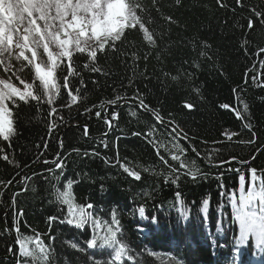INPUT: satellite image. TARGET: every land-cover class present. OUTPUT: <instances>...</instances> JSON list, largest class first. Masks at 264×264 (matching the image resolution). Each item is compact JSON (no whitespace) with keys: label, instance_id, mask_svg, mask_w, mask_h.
I'll list each match as a JSON object with an SVG mask.
<instances>
[{"label":"trees","instance_id":"1","mask_svg":"<svg viewBox=\"0 0 264 264\" xmlns=\"http://www.w3.org/2000/svg\"><path fill=\"white\" fill-rule=\"evenodd\" d=\"M139 2L153 17L150 27L164 33L157 47L150 48L139 31L126 30L123 42H118L119 51L98 53V64L107 74L85 70V57L74 56L80 74L70 77L69 84L74 91L79 89L84 99L66 107L70 98L61 87L55 106L63 120L49 117L48 104L38 110L35 102L30 105L21 102L13 110L16 135L10 141L0 139V148L5 149L9 160L15 161L13 164L0 159V181H12L10 186L0 185V230L5 228L2 217L9 209L12 187L28 175L25 185L15 187L14 193L19 195L15 196L16 204L8 221L12 227L15 213L22 210L23 216L18 217L21 233L28 237L40 234L43 243L54 250L51 264H93L88 259L90 254L99 264L110 258V250L87 249L86 241L94 234L91 223L76 228L60 222L69 210L57 201L54 193L66 191L69 181L73 182L74 202L83 206L91 203L93 208L87 211L101 221H111L112 212L116 211L123 238L135 251L140 264H175L171 258L180 264H219L217 258L222 245L226 246L227 254L234 256L235 264L246 261L260 264L264 262V251L255 246L252 238L246 245H237L239 222L228 195H235L239 208L240 176H245L247 191L251 186L248 170L256 168L258 175L264 172V86H258L264 83L261 66L264 52L257 55L264 48V25L257 20L253 29L247 28L249 9L264 10V0H244V7H237L236 0H224L226 7H220L217 0H180L179 5L176 0H157L159 12L152 0ZM165 16H171L176 23L169 24L163 19ZM146 52L149 55L144 60ZM132 53L140 57L135 68ZM23 75L32 78L29 69ZM63 75L66 68L61 65L58 70L61 85ZM173 76L178 79L173 80ZM253 76L257 82H253ZM14 82L20 86L18 81ZM138 93L145 104L159 113L163 124L156 121L152 112L140 109L138 101L130 99ZM117 95L128 99L101 107L102 101L115 99ZM125 103L108 111L110 116L119 114L109 137L85 136L83 124L89 126L91 136L105 134L108 124L103 108ZM185 103L194 108L186 109ZM223 104L231 108L220 107ZM244 104H247L246 112ZM234 110L240 111L241 118H237ZM96 112L101 113L100 117ZM169 121L175 123L169 125ZM53 122L55 126L50 131ZM168 127H178L179 135L184 138L187 134L186 141H179ZM226 130L238 135L227 140ZM137 132L141 135H133ZM148 132L153 135L146 139L143 134ZM253 138L254 143H247ZM153 139L160 143H150ZM176 143L185 150L184 158L195 161L200 170L196 180L181 175L179 186L165 182L169 169L160 159L163 156L169 165L179 168V162L172 161L167 150L176 152L173 148ZM257 150L260 152L254 156ZM58 156L63 160V168H57L56 163L37 169ZM233 157L252 161L247 166L228 163ZM223 161L227 164L218 166ZM120 164L141 172V180L129 176ZM145 167L157 174L143 171ZM162 171L165 175L158 174ZM221 183L224 187H220ZM204 199L209 200L207 218L201 211ZM256 203L259 206V201ZM140 206L145 208L149 220L155 217L158 222V229L151 230L155 232L151 238L137 231L138 227L151 228L150 222L136 218ZM181 211L186 213V219ZM49 216L60 219L49 224ZM170 240L175 247H168L166 243ZM10 241L8 233L0 236V257L8 255ZM68 241L78 243L86 251L81 253L71 248ZM193 242L203 246L192 245ZM0 264H15V258L0 259Z\"/></svg>","mask_w":264,"mask_h":264},{"label":"snow or ice","instance_id":"2","mask_svg":"<svg viewBox=\"0 0 264 264\" xmlns=\"http://www.w3.org/2000/svg\"><path fill=\"white\" fill-rule=\"evenodd\" d=\"M176 3L179 5L180 0H176ZM217 3L220 7H226L224 0H217ZM152 5L157 12L160 11L157 7V0H152ZM236 6L244 7V0H236ZM249 11L251 13L247 24L249 30L255 27L257 20L261 25H264V10L258 11L253 7ZM253 17L256 19L254 20ZM163 19L169 24L176 23L171 16H165ZM153 23L154 20L150 11L139 0H0V73H2L0 74V139L10 141L16 135L13 110L18 108L21 102L25 105L35 102L38 110L43 104H48L49 117H59L60 120H63L59 108L55 106L61 87L67 90V95L70 98V101L65 105L66 107H71L72 104L84 99L80 96L79 89L74 91L69 84L70 77L80 74L74 56L80 54V56L85 57L87 61L83 65L85 70L107 74L98 64V53L119 51L118 42H123L126 30L129 29L142 33L143 39L150 48L157 47L158 40L163 39L164 33H158L154 28H151L150 25ZM262 52H264V48H260L257 55ZM131 55L133 68H135L136 61L140 57L137 53ZM148 55L149 53L146 52L143 59L147 60ZM193 63L195 64V61ZM61 65L66 68L62 85L58 76ZM195 66L199 67L198 64ZM261 66L264 67V62ZM25 69L31 71V79L23 75ZM172 79L177 80L178 77L173 76ZM252 80L257 82L255 76L252 77ZM14 81H18L20 86ZM258 86H264V83L258 84ZM124 99L128 98L117 95L115 99L102 101L101 107L105 103L117 104ZM130 99L138 101L139 107L144 111L152 112L158 123H164L159 113L145 104L139 93ZM184 107L191 111L194 105L185 103ZM220 107L231 108L228 104H223ZM234 111H236L237 118H241L240 111ZM244 111H247V104H244ZM96 115L100 117L101 113L96 112ZM132 115L135 116L136 113L133 112ZM118 119L119 114L112 113L110 118L105 117V123L111 128L113 121ZM168 123L171 125L175 122L169 121ZM54 126L55 122L50 125V131ZM245 127L250 129L249 124H245ZM171 133L179 135L178 127H171ZM84 134H88L87 126L84 127ZM106 135L107 133H105ZM133 135H141V133L137 132ZM143 135L147 139L153 133L148 132ZM224 135L228 140H232L238 134L226 131ZM253 137H255V133H253ZM184 138L187 139V134H184ZM149 142L154 145L160 143L155 139ZM254 142V138L247 141V143ZM104 143L107 147V143ZM173 148L176 149V152H173L172 149L167 150L170 152L171 160L179 162V168L169 165L168 160L161 156V161L168 166L169 170L166 175L163 171L158 174L165 175V182L170 181L177 186H179L181 175H188L196 180L200 176V170L195 161H188L184 158L185 150L178 143L174 144ZM157 155L159 156V147H157ZM207 158L211 159L210 156ZM0 159L15 164L14 160H9V155L4 148H0ZM232 159L235 160L236 158L233 157ZM57 160L56 167L63 168V160L59 156ZM45 162L47 163V161ZM116 163H120L119 159ZM222 163H227V161ZM241 163L246 162L242 161ZM120 166L129 176L137 181L141 180V172L133 170L128 164H120ZM181 169L184 171L181 172ZM143 171L157 174L154 169L147 167L143 168ZM248 171L251 186L247 191L244 187L245 176H240L239 208L236 206L234 194L221 193V195H228V199L236 212L235 218L239 222L237 245H246L248 240L252 238L255 246L264 251V172L258 175L256 168H250ZM72 183V181L68 182L66 191L57 190L54 193L57 201L67 205L69 210L68 216L60 222H66L76 228H83L85 224L91 223L94 234L91 239L86 241L87 249L110 250L108 252L110 258L104 264H140L135 251L123 238L122 227L116 211L113 210L111 221H101L100 218L87 211V209L93 208L91 203L83 206L74 202L71 193ZM11 184V180L0 181V185L5 187ZM220 187H224L222 183ZM16 195L19 193H14L11 200L13 208L16 204ZM146 195L150 194L146 193ZM177 199H180L179 192ZM257 201H259V206ZM208 207L209 200L204 199L201 211L205 214V218H207ZM138 212L141 218L148 219L145 216L143 206L138 208ZM181 215L185 219L187 218L184 211H181ZM22 216L23 211H17L13 219V226L11 228L6 226L0 230V236L5 235V233L10 234L12 231L16 233L14 243L7 247L8 256L6 259L15 258V264H51L54 250L43 243L39 233L34 237H28L21 233L18 217ZM59 219L56 216L48 217L49 224ZM152 222H156L155 217H152ZM102 227L104 229L103 234H98ZM66 243L81 253L86 251L76 242L68 241ZM33 244L34 247H30ZM14 245L19 246L18 253L14 251ZM149 254L151 255V253ZM88 259L93 260V264H99L94 260L93 254H90ZM171 259L175 261V264H180V261H176L175 258Z\"/></svg>","mask_w":264,"mask_h":264},{"label":"water","instance_id":"3","mask_svg":"<svg viewBox=\"0 0 264 264\" xmlns=\"http://www.w3.org/2000/svg\"><path fill=\"white\" fill-rule=\"evenodd\" d=\"M124 105H127V103H125V104H123V105H120V106L123 107ZM105 108H106V110H107L108 108H110V109H117V106H116V105H107ZM139 108H140V107H139ZM140 109H141V108H140ZM108 118H110V117H108ZM85 126H87V129H88V134L85 135L88 139L106 138V137H108V136L110 135V133H111V131H112V129H113L114 121H113V126H112L111 128H109V126H108V132H107V135H106V136H105V134H103V135H94V136H91L90 128H89L88 125L83 124L81 127L84 129ZM192 148L194 149V147H192ZM61 149H63L62 144H61ZM194 152H195V151H194ZM195 154H196V153H195ZM196 155H198L200 158H202L199 154H196ZM56 161H57V160H56ZM56 161L47 162V163L44 162L43 164L39 165L37 168H40V167H42V166H44V165H47V164H55ZM250 163H251V162L248 161V162H246V163H243L242 165L247 166V165H249ZM226 164H227V163H220V164H218V166H224V165H226ZM27 177H28V175H27L22 181H20L17 185H20V184L25 183ZM15 186H16V185H15ZM11 200H12V197L10 198L9 209H8L7 213L5 214V216H4V218H3V219H4L5 227H6V226L9 227V224H8V215H9L11 209H12ZM9 228H10V227H9ZM9 235H10V238H11V244H13V243H14V240H15V235H14L13 231H12ZM15 248H16V245H14V251H15ZM6 257H7V256H5V257H0V259H6ZM8 259H12V258H8Z\"/></svg>","mask_w":264,"mask_h":264},{"label":"bare ground","instance_id":"4","mask_svg":"<svg viewBox=\"0 0 264 264\" xmlns=\"http://www.w3.org/2000/svg\"><path fill=\"white\" fill-rule=\"evenodd\" d=\"M117 106V109L118 108H120L121 106H118V105H116ZM106 107V106H105ZM103 108V114H104V116L105 117H111L110 116V114H109V110H110V108H108L107 110H106V108ZM178 139H183L184 141H186L184 138H179V135H177V134H175V133H173ZM188 144L190 145V147H191V149L193 150V148L192 147H194L191 143H189L188 142ZM194 149H195V147H194ZM195 153H196V150H195ZM257 155V154H256ZM250 162L252 161V159L251 160H249ZM230 162H235V163H237L238 165H240V166H244V165H242L243 163H241L242 161H240V160H237V159H235V160H233V159H231L230 161H228V163H230ZM245 162H248V161H245Z\"/></svg>","mask_w":264,"mask_h":264},{"label":"rangeland","instance_id":"5","mask_svg":"<svg viewBox=\"0 0 264 264\" xmlns=\"http://www.w3.org/2000/svg\"><path fill=\"white\" fill-rule=\"evenodd\" d=\"M169 129H170V131H171V127H168ZM227 132H230V131H228V130H226ZM225 131V132H226ZM224 132V133H225ZM179 138H183L181 135H179ZM228 140V139H227ZM179 141H184L183 139H179ZM264 147V146H263ZM262 147V148H263ZM261 150V149H260ZM260 150H257V152H256V154L258 153V152H260ZM256 154L254 155V156H256ZM93 215H94V213H93ZM95 216V215H94ZM146 216V215H145ZM136 218L137 219H140V220H143V221H146V222H152L151 220H149V219H143V218H141L140 217V215H139V212H138V210H137V212H136ZM94 230V229H93ZM219 231V230H218ZM103 232H104V229H103V227L100 229V231H99V233L98 234H103Z\"/></svg>","mask_w":264,"mask_h":264}]
</instances>
